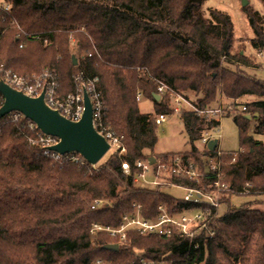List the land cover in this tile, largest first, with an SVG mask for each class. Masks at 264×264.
Segmentation results:
<instances>
[{
    "label": "trees",
    "instance_id": "obj_1",
    "mask_svg": "<svg viewBox=\"0 0 264 264\" xmlns=\"http://www.w3.org/2000/svg\"><path fill=\"white\" fill-rule=\"evenodd\" d=\"M3 1L12 9L0 10V67L23 76L24 66L43 61L41 55L22 53L25 44L59 55L68 50V38L75 37L85 53L84 62L74 66L73 57L65 54L45 68L61 74L70 93L75 92L79 73L98 78L104 122L124 136L127 155L112 153L94 167L57 160L40 143L42 133L28 119H1L0 264H140L141 259L155 264H264V212L247 204L239 208L230 204L233 195H264V144L249 135L251 120L247 119L248 115L254 118L255 134H264V82L247 74L246 69L257 66L244 53L234 52L231 17L216 10L207 17L206 0ZM243 11L255 36L253 46L264 48L261 17L249 7ZM161 85L168 91L158 102L155 96ZM173 92L193 94L200 109L214 107L221 96L234 101L257 98L244 104L248 115L234 117L240 153L236 162L231 157L229 164L221 166L229 188L223 198L226 210L221 215L214 210L218 213L211 222L215 236H197V248L176 233L165 238L130 230L128 247L108 251L105 247L113 238L102 232L92 234L93 223L118 229L123 214L135 213L134 205L141 206L149 220L158 215L160 205H166L171 215L195 208L163 191L164 187L135 185L141 171L135 163L146 159L145 152L154 151L158 142L155 117L140 111L137 94L154 101L157 116L172 115L162 102L169 103L166 98ZM181 115L191 143L220 125L193 112ZM217 154L218 150L201 154L192 146L182 154V161L201 162L198 157ZM173 155L160 159L167 161ZM123 164L129 165L128 174ZM204 180L211 184L214 177ZM169 182L198 187L196 181L176 176ZM97 201L109 207L92 209Z\"/></svg>",
    "mask_w": 264,
    "mask_h": 264
},
{
    "label": "built area",
    "instance_id": "obj_2",
    "mask_svg": "<svg viewBox=\"0 0 264 264\" xmlns=\"http://www.w3.org/2000/svg\"><path fill=\"white\" fill-rule=\"evenodd\" d=\"M7 3H1L0 9L6 6ZM5 12H10L11 9L8 6L4 8ZM246 46L252 49L254 55L257 57H264L263 48H255L251 41L246 42ZM56 76L54 72H47L41 78H39L35 83H32L28 79L12 73L11 71L5 70L0 67V80L4 81L6 84L12 88L22 91L24 94L30 97H38L41 95L42 91L45 90V102L53 110H57L64 118L72 121L78 122L84 113V90L88 93L93 107V123L96 131L101 134L108 144L110 145L109 152H115L119 155H125L126 147L124 145V136L118 135L104 122L105 117V102L103 100L102 93L99 89L98 78L88 79L82 73H79L75 80V92H72L62 98L58 93V84L56 82ZM168 88L165 85L159 87V96L167 94ZM173 98V103L175 101V112H179L178 108H181L182 99L189 105L193 106L189 112H193L198 118L206 119L207 121H216L218 119L224 118V116L232 115L231 113H238L237 107L228 106H216L214 108L200 109L194 106L191 102L187 101L185 98L180 96H175L172 93L169 94ZM1 97V95H0ZM2 98V97H1ZM141 95H138V99ZM181 100V102H180ZM235 109H237L235 111ZM230 111V112H229ZM235 111V112H233ZM229 112V113H228ZM240 113L243 115H248L245 105H241ZM8 118H14L15 121L24 118L23 115L19 113H11ZM156 126H161L166 121V115L155 116ZM220 123V122H219ZM31 126H35L31 122ZM37 129V128H36ZM215 131V132H214ZM40 143L48 152H51L55 159L66 158L72 162H86L78 154H68L61 156L49 150L50 147L58 144L59 140L55 137L41 135ZM221 136L220 125L207 129L203 132L200 142L204 145V150H209L208 145L217 141L218 137ZM218 145V144H217ZM221 152H218L217 156H205L203 167L204 171H207L202 178H199L201 174V167L197 164H185L182 158H173L172 161L159 162L156 161L153 165L149 163V158L138 160L135 165L141 171L136 175L135 185L137 187H147L150 189H155L157 187L172 188L184 192V196L179 197L185 204H191L195 208L193 210H187L177 214H170L166 205H160L158 207V215L149 220L143 217L141 213V206L134 205L135 213L123 214L120 218L121 225L118 229H113L108 226H101L99 224H93L91 229L92 234L99 232L107 233L112 238L111 244H115L120 248L128 247L131 243L128 233L130 230H135L142 235H158L165 238H171L173 233L178 234L180 237L185 238L189 241L191 245L197 248V242L195 238L202 233L206 234L207 237L213 238L215 236V230L211 227V222L217 217L213 212L214 210L219 212L218 207L221 204V199L217 194L208 196L202 193L200 187V181L203 178L208 177L213 178V186L221 185V180L223 177V172L221 169ZM220 156V158H219ZM175 159V160H174ZM233 160H237L236 153L233 154ZM123 169L126 174L129 173V165L123 164ZM162 175H169L170 177L176 176L180 178H185L189 181H196L198 187L190 188L183 185L171 184L167 181L168 177H161ZM152 176V178H150ZM146 184L145 186H143ZM223 196V195H222ZM177 198V197H176ZM109 204L102 201L95 202L92 209L96 208H108ZM97 264H104L101 261H97ZM140 264H155L154 262L146 261L144 259L140 260ZM198 264V263H195Z\"/></svg>",
    "mask_w": 264,
    "mask_h": 264
},
{
    "label": "rangeland",
    "instance_id": "obj_3",
    "mask_svg": "<svg viewBox=\"0 0 264 264\" xmlns=\"http://www.w3.org/2000/svg\"><path fill=\"white\" fill-rule=\"evenodd\" d=\"M247 1H248V5L246 7H249L253 11L259 10V11L263 12V6L259 2L260 0H247ZM3 2H4L3 0H0V4ZM4 3H6V2H4ZM8 5H9L10 9H12V5L7 3L6 6H8ZM6 6L1 8L0 10L5 12L4 8H6ZM243 9H244V7L242 6V0H236L235 2H234V0H206L204 5H203V10H204V13L207 17L211 18V15H210L211 11H215V10L220 11L222 13L228 12L229 14L232 15L233 20L235 22L236 30L237 31L239 30L240 33L241 32L244 33L243 38H238L234 34L235 35L234 52L235 53H238V52L244 53V55L247 56L251 60L252 64L257 66L254 69H250V70L246 69L245 72L247 74H249L251 77L256 78L258 81L264 82V57L255 56L253 50L249 49V47L246 46V42L251 41L252 39L255 38V36L252 33L251 27H249L250 25L248 24V21H246L242 17L243 16L242 13L247 17V15L243 11ZM238 10L242 12V13H240L241 17L235 12V11L238 12ZM261 25L264 29V15L261 16ZM67 43H68V47L66 46V48H68V50H66L65 54L66 55L69 54V56L71 58L73 57L77 62L76 65H78V61L81 60L82 56H84L85 53L81 52V49H79L78 42H77V39L75 37L70 36L68 38ZM22 45H24V44H22ZM22 53H28V54H32L35 56L41 55V58L43 59V61L41 63H36L31 67L24 66V69H23L24 72H22L23 76L19 75V74H17V75L28 79L32 83H35L45 73L54 72V75L56 76L55 77L56 82L58 84L59 95L62 98H64L65 96L70 94V90H68L63 85L61 74L59 77V75L56 74L57 71L55 72L52 69H46L45 68V67H47L46 64L48 62H50V60H52V59L56 60L57 59V61H60L64 58L65 54L59 53V55H56L55 52L54 53L43 52L42 50H36V49L32 48V46H29L28 44H25V47H24ZM81 53H83V54L80 55ZM82 62H84L83 59L81 60V63ZM76 65H74V66H76ZM7 71H9V70H7ZM14 74H16V73H14ZM61 82H62V84H61ZM172 94L174 95V92ZM137 96H138V94H137ZM175 96H179V95H175ZM162 97L160 98V100L158 102L161 101ZM180 97H182V98L185 97V99L187 101L191 102L195 106L197 98L193 94L184 93V95H181ZM166 99L169 101V103L166 100H164L162 103L165 106L166 105L168 106L166 109L169 108L172 111V113H171L172 115H166V121L161 126H158L156 128V136L158 138V142L154 148V151H152V152L146 151L145 152L146 158L153 157V158H155V162L156 161L165 162V161H161V159H160L161 155L174 154L173 157L168 158V161H170V160L172 161L173 158H175V159L179 158L180 159L183 156L182 154H185L186 152H190L192 150V146L197 147L201 154H202V152L204 153V145L200 142V140H197V141L191 143L187 134L184 132V125H183L181 114L184 112H187L188 110H191L193 108V106L187 104L182 99L181 108H178L179 112H175L174 111L175 109L173 110V108H175V101L176 100H174V103H173V98H171L170 95H168V97ZM136 100L138 102L139 109L142 113H147V114L152 113L154 117L156 114H159V113L155 114V111L157 110L156 105H155L154 101H152L151 99H148L145 96H142L140 99L136 98ZM255 100H257L256 97H242V98L234 101V100L227 99L224 96H221L218 99V102L215 104L214 107H216V106L228 107L231 105L235 108L237 107V109L239 110L238 113H231L232 115H227V116H224V118H222V119H218V121L220 122L221 136L218 137V145H217V148L215 150H218V152H220V151L224 152V153L221 152V155H220L221 156V159H220L221 166H224L225 164H229L228 162H229V160L231 161V159H230L231 157H232V162L237 161V160L236 161L233 160V155L229 156V154L236 153L237 159H238V155L240 153L239 134H238L237 126L234 122V117L241 115V113H240L241 105H244L245 103H248V102H253ZM180 102H181V100H180ZM214 107H212V108H214ZM169 109L167 111L165 110V112L170 113ZM237 109H235V111ZM235 111H233V112H235ZM8 119H9L8 121H15L14 118H8ZM107 125L113 131H115L112 128V126H110L109 124H107ZM255 125H256V122H255L254 118H252V120L250 121V124H249L248 133H249V135L253 136L254 139H256V140H258L264 144V134L263 135L255 134V132H254ZM112 153L115 154V152H109L99 162V164L105 162L111 156ZM124 154H125L124 156L127 155V150H126V153H124ZM120 156H123V155H120ZM220 156H219V158H220ZM198 158L201 159V162L192 160L191 163L197 164V165H199V167L200 166L202 167L201 173H203V174H201L199 177V178H202V176L207 171L203 170V167H205L203 165V163H204L203 158H201V156ZM161 177H168L167 181L170 180L169 175H167V176L162 175ZM150 178H152V176H150ZM199 184H200L199 189H201L202 193H204L208 196H211L213 194H217L220 198H222L221 204L219 205L218 210H219L220 215L223 214L226 210V205L223 203V198L225 197V194H227V191L229 189L227 183L224 182V175H223L222 180H221V185L219 184L218 186H216V185L213 186L212 182H211V184H207L206 181L204 180V178H203V181H200ZM145 185L146 184H144L143 186H145ZM149 186H150V188L152 187L151 185H149ZM251 186L253 187V185L247 184V188H251ZM165 189H167V190H163V191H166V193L173 195L177 198L184 196L183 195L184 192H182V191L175 190V189H172L170 187L165 188ZM230 204H231L232 208H239L242 205L247 204L246 206H248V208L253 210V211L264 212V195L259 194V193H255L253 195V194H250L248 192H246L245 195H242V196L233 195L231 197ZM93 224H96V223H93Z\"/></svg>",
    "mask_w": 264,
    "mask_h": 264
},
{
    "label": "water",
    "instance_id": "obj_4",
    "mask_svg": "<svg viewBox=\"0 0 264 264\" xmlns=\"http://www.w3.org/2000/svg\"><path fill=\"white\" fill-rule=\"evenodd\" d=\"M248 5L247 0H242V6ZM73 64L77 62L73 58ZM0 95L3 104L0 107V120L11 113H19L35 124L36 128L44 135L55 137L58 144L49 148L50 151L61 156L78 154L91 166H96L109 153L110 145L99 134L93 123V107L88 93L84 90V113L78 122L64 118L57 110L51 109L45 102V90L38 97H30L22 91L16 90L0 80ZM160 100V96H155ZM252 120L251 116H247ZM217 141L208 145L210 151H215ZM153 165L155 158L149 157ZM108 251L116 252L119 246L109 244L105 247Z\"/></svg>",
    "mask_w": 264,
    "mask_h": 264
},
{
    "label": "crops",
    "instance_id": "obj_5",
    "mask_svg": "<svg viewBox=\"0 0 264 264\" xmlns=\"http://www.w3.org/2000/svg\"><path fill=\"white\" fill-rule=\"evenodd\" d=\"M236 0H234V2H235ZM261 4H262V6H263V3H262V1L260 0L259 1ZM256 11V10H255ZM240 17H241V15H240V13H242L241 11H239L238 10V12L237 11H235ZM258 14H259V16L261 17V16H263L264 15V6H263V12H261V11H259V10H257L256 11ZM226 15H228V16H230L231 17V19H232V21H233V23H234V28H235V35L238 37V38H243V36H244V33H240V31L238 30H236V27H235V22H234V20H233V17H232V15L231 14H229L228 12H224ZM242 17L246 20V21H248L247 20V17L242 13ZM249 24V23H248ZM250 27V26H249ZM241 30V29H240ZM253 33V32H252ZM243 54V53H242Z\"/></svg>",
    "mask_w": 264,
    "mask_h": 264
}]
</instances>
